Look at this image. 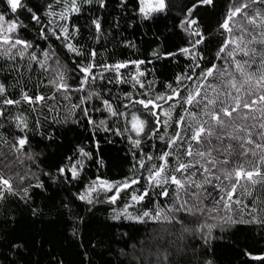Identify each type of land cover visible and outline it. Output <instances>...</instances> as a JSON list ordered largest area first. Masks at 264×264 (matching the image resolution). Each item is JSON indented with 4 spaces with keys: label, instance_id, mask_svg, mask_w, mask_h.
Instances as JSON below:
<instances>
[{
    "label": "trees",
    "instance_id": "trees-1",
    "mask_svg": "<svg viewBox=\"0 0 264 264\" xmlns=\"http://www.w3.org/2000/svg\"><path fill=\"white\" fill-rule=\"evenodd\" d=\"M243 2L247 0H218L215 9L199 10L207 45H201L200 50L209 60H213L218 45L227 35H221L223 30L219 28V22L223 20L229 7L234 3ZM39 3L43 7L51 3L55 12L61 10L55 0H39ZM167 3L168 10L149 21H142L135 13V0H129L126 9L118 7L119 0H106V7L100 9L94 0L91 5H82L79 15H73L71 18V23L80 29L78 37L72 42L86 54L95 50L98 65L135 59L151 61L140 66L141 71L146 73L145 77L141 78L145 89H140L139 86L134 89L130 83L108 84L105 79L103 87L98 80L96 85H86L83 92H69L70 97L65 99L64 93L63 96L48 83L52 77L51 70L44 72L38 65L33 64V70L29 71L27 57L20 61L18 57L9 60L0 55V83L5 85L6 98L21 100L22 91L31 96H55L53 100L32 105L23 100L20 104L5 105V96H0V112L3 113L0 115V171L11 173L7 174L11 176L12 173L16 174L13 183L20 195H23L21 189L29 184L34 185L38 180L44 184L42 189H30L31 198L27 204L20 195H6L5 199L0 200V264H207L208 261H211V264H264V261L252 258L264 257L262 225L237 224L224 231L217 228L214 230L216 238L208 244L200 238L198 231L202 224L220 223L222 218L228 215L244 220L252 219L253 215L264 218V183L253 185L250 181L241 180L232 200L229 201L231 211L224 209L222 202L216 203L220 201L221 196L227 200L225 192L206 186L203 191L204 202L200 205L205 211L195 215L184 214V222L176 223L173 214L167 212V209L184 200L189 201V206L194 203L189 195H185L183 190L178 191L176 186L165 185L169 191L167 197L157 195L159 188H150V196L140 203L131 199L133 194H138L148 187L146 181L141 178V175L147 176L148 172L139 169L133 153H136L137 158L141 151L154 156H158L161 151H171L175 156L178 154L176 148H166L159 137H155L150 141L142 140L140 149H133L127 139V133L115 135L117 128L123 132L125 119L110 117L106 111H94L95 107L100 106V101L95 97L81 106L88 107L90 115L97 123L105 120L112 130L98 131L93 135L85 121L81 120L78 125L71 123L72 105L81 104L78 99L87 95L90 90L101 92L114 108L127 111L123 108V105L128 103V100L124 99L125 93L139 98L138 93L147 90L150 96H155L157 93L168 92V84L177 86L175 77L188 71L187 65L190 61L179 54L167 59H157L151 54L153 51H159L163 56L167 51L178 52L179 47L188 46L189 38L180 29L179 22L183 19L181 9L190 3V0H167ZM6 8V3L0 0V13L8 19L15 18ZM255 10L249 8L247 11L251 15ZM95 18H99L102 25L99 39L91 25ZM42 19L44 24H47L48 18L42 16ZM52 19L53 25H57L54 17ZM19 20L28 25L27 29H21L19 34L39 45L38 52L47 49L49 45L57 49V56L69 84L78 88V79H72L77 76V72H73V61L79 62L84 58L68 53L54 37L49 40L40 39L36 27L33 26L34 22L28 19L27 13L20 15ZM242 22L241 17L235 20L236 24ZM129 42L135 47L126 46ZM40 58L43 59V56ZM213 62L218 66L224 64L223 60ZM256 63L259 64V59ZM48 64L55 67L54 59L49 60ZM130 70L134 68L130 66L122 72L126 76ZM94 71L99 73L102 69L97 68ZM149 81L152 82L151 85ZM86 87L89 88L87 92ZM17 116L27 119L29 129L25 132L17 130ZM79 116L80 111L77 109L76 117ZM24 135H27L29 143L23 152L14 153L11 145L18 137ZM167 135H172L171 128ZM48 136L53 139L49 140ZM78 146L90 151L93 157L92 160L85 161L81 182L66 184L62 177L53 182L49 175L43 174L49 173L51 177H57V169L70 163L67 158L73 156ZM28 154H31L33 159H28ZM185 159L181 157V160ZM14 161L18 163L15 167L12 164ZM97 161H102V165ZM152 163L160 161L154 160ZM5 165L9 167L5 168ZM170 166H176L173 157H170ZM19 176L26 177L23 184ZM96 177L116 183H123L129 178H140V183L121 192L115 204L107 200V196L112 193L104 192H100L98 197L94 194L93 205L76 200L73 193L82 192L84 186ZM223 183L225 186L229 185V181ZM177 195L181 198L179 202L175 199ZM235 201H240V204ZM66 203L68 208L72 209L73 219L69 218V210L64 207ZM131 203L133 205L129 207ZM33 209L36 210V215H33ZM156 210L162 213L159 219L143 217V222L129 220L124 215L126 212L132 217H142L144 211L154 213ZM16 245L19 247H15Z\"/></svg>",
    "mask_w": 264,
    "mask_h": 264
},
{
    "label": "snow or ice",
    "instance_id": "snow-or-ice-1",
    "mask_svg": "<svg viewBox=\"0 0 264 264\" xmlns=\"http://www.w3.org/2000/svg\"><path fill=\"white\" fill-rule=\"evenodd\" d=\"M3 2L7 5L6 11L10 10L15 18L8 19L0 13V49H2L0 55L9 60H15L18 57L20 61H24L27 57L29 71L33 70V64L38 65L44 72L51 70L52 77L48 83L57 91L63 92L65 99L69 98L67 95L69 92H83L86 85H96L98 80L103 87L105 79L108 84L130 83L134 89L137 86L145 89L141 78L145 77L146 73L141 71L140 66L151 61L135 59L98 65L95 50H90L86 54L72 42L80 32V29L71 23L72 16L79 15L82 5H91L94 0H55V3L61 6L59 12L53 11L51 3L43 7L39 0H3ZM217 2L218 0H190V3L185 4L181 9L183 19L179 22L180 29L189 38L188 46L179 47L178 52L167 51L163 56L159 51H153L151 54L157 59L176 57L179 54L190 61L187 65L188 71L175 77L176 87L168 84L166 86L168 92L157 93L155 96H150L145 90L138 93L139 98H133L131 93H125L124 99L128 100V103L124 104L123 108L127 111L114 108L110 100L95 89L88 91L87 97L80 98L81 104L72 105L71 123L78 125L81 120L85 121L93 135L98 131L112 130L105 120L97 123L90 115L88 107L81 106L95 97L100 101V106L95 107L94 111H106L110 117L125 119L126 126L123 132L117 128L115 135L127 133V139L133 149H140L142 140L150 141L155 137H159L166 148L177 149L178 154L175 156L171 151H161L158 156L141 151L139 158L136 153H133L139 169L148 172L147 176L141 175L148 187L143 188L138 194H133L131 199L140 203L150 196V188H159L160 192L157 195L167 197L169 191L165 185H174L178 191L183 190L185 195H189L194 201L191 206L188 200H184L167 209V212L173 214V220L181 224L185 220L184 214L195 215L197 212L205 211L200 205L204 202L203 191L206 190V186L217 191H224L227 200L221 196L220 201L216 203L222 202V207L231 211L229 201L232 200L241 180L250 181L253 185L264 183V0L234 3L228 8L223 20L219 22V28L223 30L221 35L224 33L227 35L218 45L213 60H223V66H218L213 60H209L200 50L201 45H207L199 10L201 8L215 9ZM96 3L100 9L106 7V0H96ZM128 3L129 0H119L118 7L126 9ZM168 8L167 0H135V13L142 21L153 20L158 14L165 13ZM249 8L256 10L250 15L247 11ZM24 13H27L28 19L34 22L33 26L36 27L40 39L49 40L54 37L56 41H60L68 53L84 58L79 62L73 61L75 65L73 72H77V76L72 79H78V88L69 84L63 65L57 56V49L49 45L47 49H41L38 52L39 45L19 34L21 29L28 27L19 20V16ZM42 16L48 18L47 24H44ZM53 17L58 18L57 25H53ZM237 17H241L243 22L236 24ZM49 25L53 26L49 27ZM91 25L99 39L102 31L100 19H93ZM126 46L135 47L131 42ZM41 56L43 59L40 58ZM52 59H54L55 67L48 64V61ZM257 59L259 64L256 63ZM130 66L134 70H130L125 76L122 70L129 69ZM97 68L102 71L97 73L94 71ZM109 73L111 75L106 76ZM185 81L188 83L185 84ZM148 83L152 84L151 81ZM5 93V85L0 83V96H5ZM53 99H55L54 95L31 96L27 92H21V100L30 105ZM21 100L8 99L5 96L3 103L14 105L20 104ZM77 109L80 111L79 118L76 117ZM177 109L181 111L178 112ZM2 114L0 112V115ZM129 115L130 119H128ZM15 124L20 132L29 129L25 117H15ZM170 128L172 135L168 136ZM47 138L53 139L52 136ZM28 143L27 135L18 137L11 145L13 152H23ZM170 157L176 161L174 168L170 166ZM181 157L186 159L181 160ZM27 158L33 159L31 154H28ZM67 159L70 163L57 169V177L53 178L49 173L43 174L49 175L53 182L60 177L66 184L81 182L85 161L93 159L92 153L78 146L73 156ZM154 160L160 163H152ZM97 163L102 165V161ZM8 167L9 165H5V168ZM14 178L0 171V200L5 199L6 195H20L13 183ZM25 179V176H19L21 184ZM224 181H229V185L225 186ZM139 183L140 178H129L123 183H116L96 177L84 186L82 192L73 193V196L78 201L93 205L94 194L98 197L100 192L112 193L107 196V200L115 204L121 192ZM31 188L42 189L44 184L38 180L34 185L29 184L28 187L21 189L23 195H20V198L26 204L31 198L29 195ZM175 199L178 202L181 201L179 195ZM235 203L240 204V201ZM64 207L68 208V203L64 204ZM68 210L69 218L73 219L72 209L68 208ZM33 215H36L35 209H33ZM124 215L129 220L143 222V217L159 219L162 213L156 210L154 213L144 211L142 217H132L126 212ZM244 223L264 226V218L253 215L252 219L244 220L228 215L222 218L220 223L202 224L198 231H200V238L208 244L216 238L215 229L224 231L228 227ZM75 234L74 227L73 235ZM252 258L264 261L262 256ZM207 264H211V261Z\"/></svg>",
    "mask_w": 264,
    "mask_h": 264
},
{
    "label": "rangeland",
    "instance_id": "rangeland-1",
    "mask_svg": "<svg viewBox=\"0 0 264 264\" xmlns=\"http://www.w3.org/2000/svg\"><path fill=\"white\" fill-rule=\"evenodd\" d=\"M59 11H61V10H59ZM54 20H55L56 23H59L57 17H54ZM88 90H89V88L87 89V87H86V92H87ZM58 92H59V93H62V95H63V92H60V91H58ZM68 94H69V93H68ZM68 94H67V95H68ZM87 95H88V92H87ZM87 95L85 94V96H81V97H87ZM63 96H64V95H63ZM64 97H65V96H64ZM68 97H70V95H68ZM72 97H73V95H72ZM81 97H80V98H81ZM80 98L78 99L79 101H80ZM19 159H21V157H19ZM12 164H14V167H15V166H17L18 163L14 161V163H12ZM7 174H11V173H7ZM12 175H13V177H16V174H15V173H12ZM132 205H133V203H131V204L129 205V207H131Z\"/></svg>",
    "mask_w": 264,
    "mask_h": 264
}]
</instances>
